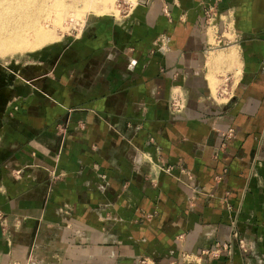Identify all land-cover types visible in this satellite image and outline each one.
<instances>
[{"label": "crops", "instance_id": "0c3cea01", "mask_svg": "<svg viewBox=\"0 0 264 264\" xmlns=\"http://www.w3.org/2000/svg\"><path fill=\"white\" fill-rule=\"evenodd\" d=\"M102 15L14 69L0 264H264V0Z\"/></svg>", "mask_w": 264, "mask_h": 264}, {"label": "bare ground", "instance_id": "6f19581e", "mask_svg": "<svg viewBox=\"0 0 264 264\" xmlns=\"http://www.w3.org/2000/svg\"><path fill=\"white\" fill-rule=\"evenodd\" d=\"M102 1L105 4H102ZM107 1L0 0V58L34 52L55 41L57 37L50 24L58 28L63 27L62 22L71 17L78 20V17L81 18L89 12L110 13L112 9L106 6ZM74 21L73 23H78Z\"/></svg>", "mask_w": 264, "mask_h": 264}, {"label": "rangeland", "instance_id": "374dc122", "mask_svg": "<svg viewBox=\"0 0 264 264\" xmlns=\"http://www.w3.org/2000/svg\"><path fill=\"white\" fill-rule=\"evenodd\" d=\"M135 1H136V3L138 2V0H135ZM102 4H105V2L102 1ZM102 4H100V6ZM135 4L133 3V0H108L106 6L110 7L112 9V11L113 12L115 11V12L113 13L111 11L110 13H104L107 15H102V16H108V15L114 16V15H116L115 17H120L122 15L129 13L131 11L133 5H135ZM86 14H84V16H82L81 18L78 17L77 18L78 20H75V17L69 18L68 20H66V22L65 21L62 22L64 24L63 27L57 28L54 24H50V28L53 29V32L57 37L55 40L56 42L53 41L51 43H47L45 46H43L42 48H40L34 52L24 53L22 55L21 54L6 55L3 59L0 58V106H4L7 103L9 96L12 95L11 84L14 81V78H16V75H15L16 73H13L14 69L18 68V66H20V64H26L25 68L26 67L30 68V66L34 65V63L37 62L38 57L40 55H42L43 52H45L49 48L54 47V46H58V47L60 46V48H61L60 44H62V42H68L67 40H69V39L72 41L76 40V38L81 35V30H82L81 28H83L84 24L89 19H91L92 17H98L101 15V14H97V13H93V12H89ZM111 14H114V15H111ZM74 20L78 21V23H76ZM73 21L76 24L73 23ZM68 22H70V23L68 24ZM72 24H74V25H72ZM215 43L218 44V46H217L218 48H224L228 45V44L224 43V41L219 42V40L215 41ZM64 45L67 46V43H65ZM60 48L58 49V51L61 50ZM218 50H222V49H218ZM7 56H9V58H7ZM21 72H23V71H21ZM222 73L224 75V77H223L224 79L222 81H220V83L226 82L227 79H225V78H226V75L229 73V71L227 69H225L222 71ZM226 89H227V87H224V90H226Z\"/></svg>", "mask_w": 264, "mask_h": 264}, {"label": "built area", "instance_id": "2783aa9c", "mask_svg": "<svg viewBox=\"0 0 264 264\" xmlns=\"http://www.w3.org/2000/svg\"><path fill=\"white\" fill-rule=\"evenodd\" d=\"M171 106H172L174 111H177V112L181 111L185 107L184 98H179V97L176 98V96H175L174 99H172ZM227 249H228L229 253L232 252V248H230V246H227Z\"/></svg>", "mask_w": 264, "mask_h": 264}]
</instances>
